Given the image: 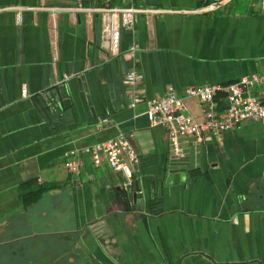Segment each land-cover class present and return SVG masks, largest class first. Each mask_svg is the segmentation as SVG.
I'll return each mask as SVG.
<instances>
[{
	"label": "crops",
	"instance_id": "crops-1",
	"mask_svg": "<svg viewBox=\"0 0 264 264\" xmlns=\"http://www.w3.org/2000/svg\"><path fill=\"white\" fill-rule=\"evenodd\" d=\"M237 1L199 14L202 0H134L140 11L112 57L101 14L70 11L76 0H0V264H264V124L182 139L174 152L143 104L129 107L124 83L135 68L147 100L263 73L260 0ZM217 103L220 113L223 94ZM120 134L138 157L135 203L122 173L83 152ZM170 153L189 161L183 183L159 175Z\"/></svg>",
	"mask_w": 264,
	"mask_h": 264
},
{
	"label": "built area",
	"instance_id": "built-area-1",
	"mask_svg": "<svg viewBox=\"0 0 264 264\" xmlns=\"http://www.w3.org/2000/svg\"><path fill=\"white\" fill-rule=\"evenodd\" d=\"M114 0H106L101 7L82 8V0H76V8L70 11H94L102 17V40L104 47L112 57L120 54L121 31L131 30L134 26L135 14L140 11L134 6V0H127L123 6L111 5ZM204 5L196 13L206 14L215 11L231 0H202ZM260 9L264 12V0H260ZM137 46L132 44L127 53L129 58L136 57ZM67 77H65L66 79ZM140 76L135 68L125 73L124 83L130 89L131 109L140 103L144 110L142 115L151 128L162 127L166 130L174 152H178L182 139H190L195 143L210 141L215 135L231 130L243 122L264 124V72L242 77L227 85H202L189 87L183 96L173 91L166 92L156 99L141 100L136 87ZM223 94L224 107L222 112L217 110V96ZM186 99H194L201 106L202 120H197L189 114ZM102 122H105L103 120ZM95 165L104 159L112 171L122 173L128 183L132 166L138 162L137 154L126 137L117 136L115 139L100 142L83 149ZM72 153L65 152L63 166L72 174L79 173L75 160L69 158Z\"/></svg>",
	"mask_w": 264,
	"mask_h": 264
},
{
	"label": "water",
	"instance_id": "water-1",
	"mask_svg": "<svg viewBox=\"0 0 264 264\" xmlns=\"http://www.w3.org/2000/svg\"><path fill=\"white\" fill-rule=\"evenodd\" d=\"M51 93L55 95L54 91ZM55 101H56V104L59 105L60 102L57 96H56ZM188 163H189L188 160L179 158L178 154L176 153L167 154L164 160L162 161L161 169L159 172V175L161 179L164 181V184L171 185L173 182H176V183L185 182L186 177L191 175L187 173ZM123 185L126 188L129 201L135 203L137 192H132V186L130 183H128L126 179H124Z\"/></svg>",
	"mask_w": 264,
	"mask_h": 264
},
{
	"label": "rangeland",
	"instance_id": "rangeland-1",
	"mask_svg": "<svg viewBox=\"0 0 264 264\" xmlns=\"http://www.w3.org/2000/svg\"><path fill=\"white\" fill-rule=\"evenodd\" d=\"M237 2H239V0H238ZM247 10H248V9H247Z\"/></svg>",
	"mask_w": 264,
	"mask_h": 264
}]
</instances>
